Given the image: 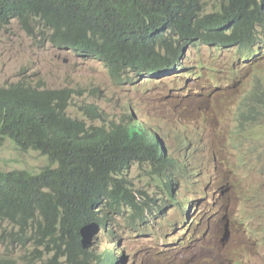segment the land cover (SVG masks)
Listing matches in <instances>:
<instances>
[{"label": "clouds", "instance_id": "1", "mask_svg": "<svg viewBox=\"0 0 264 264\" xmlns=\"http://www.w3.org/2000/svg\"><path fill=\"white\" fill-rule=\"evenodd\" d=\"M163 5L179 16L149 26L163 60L155 71L124 65L114 75L91 56L118 87L129 81L122 78L127 73L155 84L178 78L180 99L177 105L151 99L150 115L137 116L129 106L116 120L99 109L100 117L87 115L84 109L94 106L87 105L92 120L74 119L86 128H98L95 121L124 126L114 159L122 197L110 209L102 200L107 231L96 232L112 239L115 252L104 250L120 264L115 218L127 209L129 224L152 216L159 228L171 203L170 233L162 238L171 241L163 245L172 264H264V0ZM132 193L142 195L127 202Z\"/></svg>", "mask_w": 264, "mask_h": 264}, {"label": "trees", "instance_id": "2", "mask_svg": "<svg viewBox=\"0 0 264 264\" xmlns=\"http://www.w3.org/2000/svg\"><path fill=\"white\" fill-rule=\"evenodd\" d=\"M163 16L179 13L163 0H0V30L14 20L34 37L41 27L38 34L52 47L96 56L114 75L124 65L141 72L162 65L149 26ZM71 93L24 83L0 88V144L12 141L51 162L36 175L0 172V231L8 245L24 250V264H114L107 250L89 249L87 231L106 232V215L98 207L102 200L108 209L115 207L122 197L114 159L124 126L86 128L67 114ZM84 111L100 117L95 106ZM11 255L7 250L0 264H17Z\"/></svg>", "mask_w": 264, "mask_h": 264}, {"label": "rangeland", "instance_id": "3", "mask_svg": "<svg viewBox=\"0 0 264 264\" xmlns=\"http://www.w3.org/2000/svg\"><path fill=\"white\" fill-rule=\"evenodd\" d=\"M41 29L36 27L37 35L30 37L13 20L5 29L0 30V88L24 83L38 89H68L72 92L68 116L85 122L92 120L83 111L87 105L96 106L109 120H116L129 106L134 108L137 116L150 115L151 99L175 105L180 101L178 78L164 79L155 84L154 80H138L127 73L122 78H128L129 81L118 87L101 62L93 57L77 55L72 50L52 47L47 39H43V35L38 34ZM207 57L211 61V57ZM95 126L101 127V122L95 121ZM49 165L50 161L37 151L22 152L9 140L0 144L1 173L25 171L35 175ZM144 183L142 180L137 184L142 186ZM150 195L154 196L153 193ZM165 204L168 207L159 228L155 227L158 218L152 216L140 218L134 225L129 224L131 211L127 209L123 210V216L115 218L113 225L117 233V251L122 255L120 264H172L171 258L164 251L170 247L163 245L171 241H163L162 236L170 233L168 214L171 216L173 206L171 203ZM4 228L7 232L12 231L11 225H4ZM111 242L110 237L100 235L95 230L89 228L87 231L89 249L101 252L107 247L110 252H115ZM7 250L12 254L11 257L17 259V264H24L20 259L24 250L16 243L8 245L3 241L0 231V259L6 257ZM127 258L128 262L125 263Z\"/></svg>", "mask_w": 264, "mask_h": 264}, {"label": "bare ground", "instance_id": "4", "mask_svg": "<svg viewBox=\"0 0 264 264\" xmlns=\"http://www.w3.org/2000/svg\"><path fill=\"white\" fill-rule=\"evenodd\" d=\"M7 141V140H6ZM32 254V253H31ZM111 260V259H110Z\"/></svg>", "mask_w": 264, "mask_h": 264}]
</instances>
